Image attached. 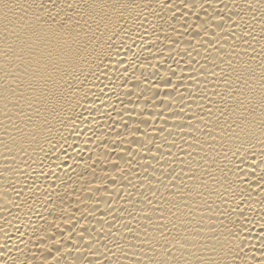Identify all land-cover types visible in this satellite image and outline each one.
I'll return each instance as SVG.
<instances>
[{
  "label": "bare ground",
  "instance_id": "1",
  "mask_svg": "<svg viewBox=\"0 0 264 264\" xmlns=\"http://www.w3.org/2000/svg\"><path fill=\"white\" fill-rule=\"evenodd\" d=\"M0 264H264V0H0Z\"/></svg>",
  "mask_w": 264,
  "mask_h": 264
}]
</instances>
